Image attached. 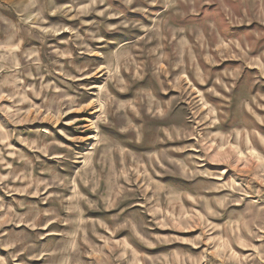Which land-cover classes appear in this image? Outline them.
Wrapping results in <instances>:
<instances>
[{
  "label": "rangeland",
  "instance_id": "1",
  "mask_svg": "<svg viewBox=\"0 0 264 264\" xmlns=\"http://www.w3.org/2000/svg\"><path fill=\"white\" fill-rule=\"evenodd\" d=\"M0 264H264V0H0Z\"/></svg>",
  "mask_w": 264,
  "mask_h": 264
},
{
  "label": "crops",
  "instance_id": "2",
  "mask_svg": "<svg viewBox=\"0 0 264 264\" xmlns=\"http://www.w3.org/2000/svg\"><path fill=\"white\" fill-rule=\"evenodd\" d=\"M1 57L5 62H8L10 60L11 68H9V72H12V76L18 77L21 73L19 71L20 69V61H19V53L13 52L11 54H1ZM3 79V77H1ZM149 89H144L143 87H139V99L140 100V108H143V113L138 110V112L131 111L129 112L127 118L131 120V122H134L133 120H136L137 123L140 124H146V125H166L171 123H177L175 120H169V118L165 120H161L164 118L165 114L167 113V109L165 108V100H164V91H160V93L157 90H153V88L147 87ZM138 89V88H137ZM132 98V97H130ZM131 101V100H130ZM138 107V108H139ZM126 116V114L124 113ZM144 118V120H143Z\"/></svg>",
  "mask_w": 264,
  "mask_h": 264
},
{
  "label": "bare ground",
  "instance_id": "3",
  "mask_svg": "<svg viewBox=\"0 0 264 264\" xmlns=\"http://www.w3.org/2000/svg\"><path fill=\"white\" fill-rule=\"evenodd\" d=\"M232 148V147H231ZM233 149V148H232Z\"/></svg>",
  "mask_w": 264,
  "mask_h": 264
}]
</instances>
